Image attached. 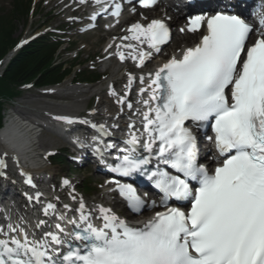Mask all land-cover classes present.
Segmentation results:
<instances>
[{
	"label": "snow or ice",
	"instance_id": "6c2138e0",
	"mask_svg": "<svg viewBox=\"0 0 264 264\" xmlns=\"http://www.w3.org/2000/svg\"><path fill=\"white\" fill-rule=\"evenodd\" d=\"M92 2L97 6L93 21L101 13L117 18L121 14L122 5L114 0ZM138 3L148 8L157 0ZM236 6L217 5L214 14L190 15L180 31L199 33L198 42L139 76L136 102L144 110L137 109L136 114L141 127L135 122L127 125L124 147L104 143L103 138L111 136L105 124L54 117L67 125L90 124L98 133L92 139L101 163L105 151L116 149L109 171L146 179L162 194L159 206L165 210L133 226L110 208L88 209L83 198L76 209L64 205L78 213L71 219L66 213L57 214L56 204L48 202L42 214L60 221L55 230H45L50 227L45 219L35 224L41 230L39 237L20 223H8L7 230L0 227V264H264V12L252 13L257 15L254 30L242 13L228 10ZM126 31L129 35L120 38L115 55L121 62L131 59L139 68L171 39V30L161 19L133 23ZM254 31L257 38L250 43ZM136 80L128 74L123 94L109 87L121 111L124 106L133 108L128 96ZM193 128L205 135L210 128L213 133L206 137L216 149L212 172L198 162ZM6 156L5 152L0 157V176L5 178ZM25 183L35 187L30 176ZM109 183L115 184L133 212L145 208L146 201L132 184ZM63 185L70 182L65 179ZM41 195L36 193L37 203ZM172 202L190 206L184 210ZM147 206L158 205L152 201ZM65 220L72 225L70 231L62 223Z\"/></svg>",
	"mask_w": 264,
	"mask_h": 264
},
{
	"label": "rangeland",
	"instance_id": "374dc122",
	"mask_svg": "<svg viewBox=\"0 0 264 264\" xmlns=\"http://www.w3.org/2000/svg\"><path fill=\"white\" fill-rule=\"evenodd\" d=\"M13 1L14 0H0V6L5 7L6 11H8L11 9ZM50 1L51 0H43V2L39 4V0H36L37 2L36 9L38 5H40L38 7V10L42 11L41 15L33 18L30 22L27 21L25 18L18 20L17 28H16V36H20L24 34L23 36L25 37L29 35L33 30H35L38 27L39 24H42L45 21H50L49 28L53 29V28L59 27L62 24V22H64V19L72 18L67 15L69 10L57 16V13L60 7L62 6H58V7L50 6L48 4ZM73 32H75V30L69 31V33H73ZM108 36L109 35L106 34L105 31L98 29L86 35H73V36L66 37V39H71L70 43H76L75 48L73 50L78 51V50H81V48H84V50L78 56L79 60L86 62L85 66L80 67L81 69H83L84 67H87L89 69H90V66L93 67L92 65L95 63V61H97V58H99L102 53L103 45L105 44L106 38ZM66 45L68 44H65V46ZM177 45L178 44L172 43L167 49L177 48ZM65 46L62 47V51L59 57L67 61H71L74 59L73 57L75 56L76 52H73L72 50L71 52H68V53L65 52L63 50ZM88 56L89 58H87ZM104 68L105 66L101 64L99 65L97 71L100 74H102ZM76 70H78V67H76ZM113 70H114V64L111 65V68L109 70L110 76L112 75ZM70 80L71 78H68V80L64 82L65 89H69L70 91H78V90L83 89V90H86L87 92L82 94L78 99H74V100H69V99L62 100L61 99L60 100V99L43 96L40 94L41 92H39V90H35L32 88L30 90L24 91L22 96L19 99H17L14 103L8 105L6 113L14 111L17 108L24 111L28 116H33V117L35 116L41 117L43 116V113H46V112L47 113H53V112L54 113L56 112L73 113V114L80 113L86 110L88 106L86 102H82L79 100H85L86 98L90 97V95L94 91L99 92V90H101L102 85L104 83V80L101 79L98 83H95V85L90 86L87 84H70ZM75 100H78L79 102H75ZM58 104L65 105L67 106V108L65 107L66 109H61V108L58 109V108L50 107V105H58ZM40 139L47 143L46 146L43 147L44 149L40 151H45L46 149H55L61 146V143L56 138H54L50 134V132L47 130L42 131ZM52 171L53 173L56 174L58 178L60 176L68 175L70 173L69 166L67 164L53 165ZM81 172L82 171H80L79 173L75 172L71 176L77 179L78 186L82 185L84 181H85L84 184L87 185L88 184L87 180H90V182H93V184L97 187L96 192L94 195H91V196L86 195V197L88 199L98 198L99 195L101 194L99 185H102L103 177L100 176L96 178L94 174L92 175V177H87L86 175L81 174Z\"/></svg>",
	"mask_w": 264,
	"mask_h": 264
},
{
	"label": "bare ground",
	"instance_id": "6f19581e",
	"mask_svg": "<svg viewBox=\"0 0 264 264\" xmlns=\"http://www.w3.org/2000/svg\"><path fill=\"white\" fill-rule=\"evenodd\" d=\"M77 1V0H76ZM52 6H57L58 2L53 1L51 3ZM159 15H161L159 13ZM179 19H180V15H174V19H173V23L175 25L179 24ZM199 36L198 34H182L181 32L176 33L174 36V39L176 41V44H178V48L173 49L172 51L169 52V57L168 59L171 57L172 54H178L179 51L182 48H185L187 46H193L195 43L198 42ZM112 45L111 48H109L108 53H110L111 51V56H113V51L114 48L117 44H115V42H110L108 44ZM167 60H165L166 62ZM161 62L160 65H162ZM121 67L123 66L122 64L120 65ZM122 76L121 79H123V69L121 71L118 72L117 77ZM116 75L114 76V78L110 81V83L108 84V87H112L114 89H116L117 84L120 80L119 79H115ZM139 78V77H138ZM128 80V79H127ZM128 82V81H127ZM134 89L136 90V94L138 93V88H139V80H136V82L133 84ZM85 92H87L86 90H78V91H70L69 89L63 90V91H55L52 92L53 94H44L42 93L43 96L46 97H51V98H55V99H69V100H74V99H78L82 94H84ZM97 94V93H96ZM106 96V93H103L100 97H98L97 100V107L98 108H102L104 109L103 111H100L98 114H105L108 116L113 115L114 113H112L111 111V107L114 108V105L111 104V96L108 95L106 96V100H104V97ZM138 96V95H137ZM91 96L86 98L85 100H79L82 102H86L87 104L90 103L91 101ZM78 100H75V102H79ZM50 107L52 108H58V109H66L67 106L65 105H50ZM66 107V108H65ZM15 112H17L19 115H21L22 117L16 116V115H12V114H6L5 117V124L2 127V129H0V156H4V153H7V157L12 159L13 161H20L21 163H23L24 165L28 166L29 168L33 169L34 172H36L37 174L41 173V172H45L47 171L48 174H55L52 172V169L50 170H46V165L44 162V158L42 157L43 154L40 152V150H43L46 146V142L42 141L40 139L39 141V145H37V137H38V132H39V120L42 119L35 116H28L24 111L20 110V109H15ZM109 191L110 188L109 186H103V192H105V194L109 195ZM110 196V195H109ZM99 199H105L104 194H100L98 197ZM92 207H90V209H95L96 206L101 205V204H97V203H91ZM115 208H117V204L115 203Z\"/></svg>",
	"mask_w": 264,
	"mask_h": 264
},
{
	"label": "trees",
	"instance_id": "16d2710c",
	"mask_svg": "<svg viewBox=\"0 0 264 264\" xmlns=\"http://www.w3.org/2000/svg\"><path fill=\"white\" fill-rule=\"evenodd\" d=\"M31 0H15L13 9L8 15L0 12V60L15 43V20L27 16ZM57 44L47 37H41L20 50L11 60L0 77V126L4 101L20 95L19 87L33 82L36 86H44L61 81L70 69L64 65H55L53 55Z\"/></svg>",
	"mask_w": 264,
	"mask_h": 264
}]
</instances>
